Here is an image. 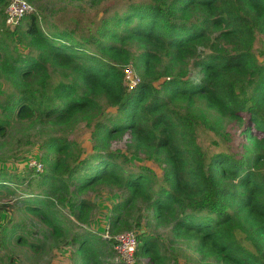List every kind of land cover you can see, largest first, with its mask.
<instances>
[{"label":"trees","instance_id":"16d2710c","mask_svg":"<svg viewBox=\"0 0 264 264\" xmlns=\"http://www.w3.org/2000/svg\"><path fill=\"white\" fill-rule=\"evenodd\" d=\"M9 2L0 0V20ZM27 18L18 33L26 54L7 55L0 39V78L8 86L0 136L13 116L53 127L85 118L93 141L73 162L69 138L43 142L52 156L39 176L41 197L25 202L50 235L64 228L48 210L68 203L78 221H87L94 203L82 196L109 187L121 198L111 209L113 233L139 226L143 204L203 262L264 264V53L255 46L264 39V0H114L92 25L75 18L49 31L39 14ZM20 24L6 25V35ZM129 66L141 78L132 90ZM231 122L239 127L229 129ZM121 141L156 162L162 180L114 151ZM11 184L0 171V190ZM89 239L79 242L81 264H116ZM138 239L136 256L146 255V264L172 258L146 230Z\"/></svg>","mask_w":264,"mask_h":264},{"label":"rangeland","instance_id":"374dc122","mask_svg":"<svg viewBox=\"0 0 264 264\" xmlns=\"http://www.w3.org/2000/svg\"><path fill=\"white\" fill-rule=\"evenodd\" d=\"M27 1L31 4L32 10L23 18L22 24L14 33L6 35V8L4 18L0 20V39L7 41L5 47L9 56L18 57L27 52L18 33L19 29L29 20L27 17L30 13L39 14L42 19L41 25L44 30L49 31V28H54L55 23L61 26L63 22L75 18L92 25L102 16L105 8L114 3V0ZM255 46L264 53V39L261 36H258ZM259 57L264 62V54L260 53ZM138 76L140 77L139 73ZM4 82L0 78V100L2 101L8 87ZM114 110L107 108L105 113L112 114ZM89 121L83 118L69 126L53 127L51 124L37 120L20 121L13 116L6 136H0V171L7 172L12 183L10 190H0V264H81L83 253L79 250V242L83 236H89L92 246L99 245L105 248L106 253L110 254L106 258L108 262L114 261V237L127 232L122 230L113 233L109 228L111 209L121 199L119 190L101 187L84 194L82 197L90 199L94 203L88 220L84 222L75 218L68 203L55 207L52 211L48 210L63 225L64 232L61 235H56V233L50 235L51 228L48 223L40 215L30 212L26 208V200L40 199L39 193L43 189V179L39 176H43L48 171V163L52 156L43 147V142L51 136L69 138L74 143V154L71 161L78 160L80 156L87 155L92 151L93 141ZM228 126L229 129L239 127L235 122L229 123ZM125 145L124 141L115 142L113 149L125 152L133 165L152 168L158 175V179L162 180L163 172L156 162L135 156L126 149ZM33 162L42 163V171L33 167ZM141 207H143L140 214L142 223L132 231L138 233L140 230H146L156 236L159 239V244L162 245V253L172 256L166 264H214L212 259L203 262L189 241L173 240L171 228L158 227L153 218V210L148 206L144 207L143 204ZM106 237L112 238L107 239ZM31 243H35L38 247H33ZM147 261L146 255H138L136 264H146Z\"/></svg>","mask_w":264,"mask_h":264},{"label":"built area","instance_id":"2783aa9c","mask_svg":"<svg viewBox=\"0 0 264 264\" xmlns=\"http://www.w3.org/2000/svg\"><path fill=\"white\" fill-rule=\"evenodd\" d=\"M32 10L31 4L27 0H10L6 8V25L11 29H15L21 20ZM125 77L130 90L137 87L141 82V78L137 72L131 67L125 69ZM32 166L38 171H42L43 164L33 162ZM110 239L112 237H106ZM139 246L138 233L132 230L117 234L114 237L113 251L115 253L114 263L116 264H136V251Z\"/></svg>","mask_w":264,"mask_h":264}]
</instances>
